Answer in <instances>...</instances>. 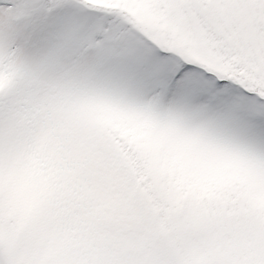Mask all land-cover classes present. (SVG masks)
I'll list each match as a JSON object with an SVG mask.
<instances>
[{
  "label": "snow or ice",
  "instance_id": "snow-or-ice-1",
  "mask_svg": "<svg viewBox=\"0 0 264 264\" xmlns=\"http://www.w3.org/2000/svg\"><path fill=\"white\" fill-rule=\"evenodd\" d=\"M0 264H264V0H0Z\"/></svg>",
  "mask_w": 264,
  "mask_h": 264
}]
</instances>
